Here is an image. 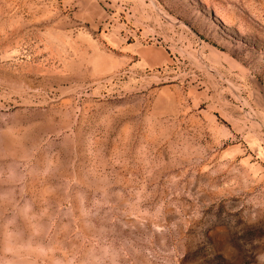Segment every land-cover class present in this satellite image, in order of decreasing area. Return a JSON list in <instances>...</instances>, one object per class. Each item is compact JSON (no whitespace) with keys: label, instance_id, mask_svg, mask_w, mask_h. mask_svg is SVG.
Here are the masks:
<instances>
[{"label":"rangeland","instance_id":"obj_1","mask_svg":"<svg viewBox=\"0 0 264 264\" xmlns=\"http://www.w3.org/2000/svg\"><path fill=\"white\" fill-rule=\"evenodd\" d=\"M0 264H264V0H0Z\"/></svg>","mask_w":264,"mask_h":264}]
</instances>
